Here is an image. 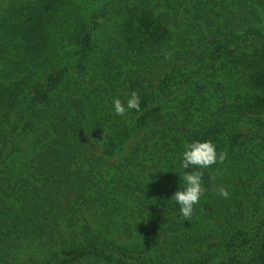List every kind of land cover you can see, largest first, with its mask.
Here are the masks:
<instances>
[{"label":"trees","instance_id":"16d2710c","mask_svg":"<svg viewBox=\"0 0 264 264\" xmlns=\"http://www.w3.org/2000/svg\"><path fill=\"white\" fill-rule=\"evenodd\" d=\"M0 264H264V0H0Z\"/></svg>","mask_w":264,"mask_h":264},{"label":"clouds","instance_id":"9594fccd","mask_svg":"<svg viewBox=\"0 0 264 264\" xmlns=\"http://www.w3.org/2000/svg\"><path fill=\"white\" fill-rule=\"evenodd\" d=\"M139 105L140 99L135 92L127 100L126 106L119 99L113 101V107L117 115H123L126 107L127 109H138ZM225 157L226 153H217V146L211 140L192 141L184 144L180 167L184 170L190 168L194 170L184 172L183 183L179 179V186L170 198L179 206V213L184 221H188L192 217L195 206L199 204L205 192L202 183L203 172L200 169L208 168L218 161L222 163ZM218 191L223 197L229 195L224 187H220Z\"/></svg>","mask_w":264,"mask_h":264}]
</instances>
